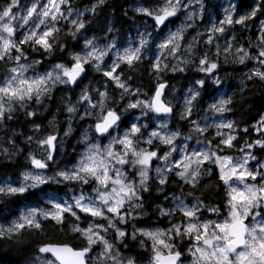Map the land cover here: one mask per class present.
<instances>
[{
	"label": "clouds",
	"instance_id": "clouds-1",
	"mask_svg": "<svg viewBox=\"0 0 264 264\" xmlns=\"http://www.w3.org/2000/svg\"><path fill=\"white\" fill-rule=\"evenodd\" d=\"M264 264V0H0V264Z\"/></svg>",
	"mask_w": 264,
	"mask_h": 264
},
{
	"label": "snow or ice",
	"instance_id": "snow-or-ice-1",
	"mask_svg": "<svg viewBox=\"0 0 264 264\" xmlns=\"http://www.w3.org/2000/svg\"><path fill=\"white\" fill-rule=\"evenodd\" d=\"M64 252V255L61 256L62 264H80L77 257L81 256L82 253H77L71 249L61 250Z\"/></svg>",
	"mask_w": 264,
	"mask_h": 264
}]
</instances>
